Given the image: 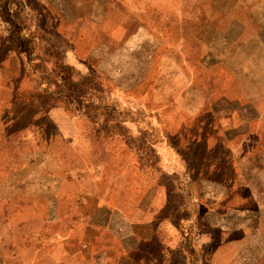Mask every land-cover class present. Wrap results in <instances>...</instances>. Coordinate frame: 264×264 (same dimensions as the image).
<instances>
[{"label":"rangeland","instance_id":"1","mask_svg":"<svg viewBox=\"0 0 264 264\" xmlns=\"http://www.w3.org/2000/svg\"><path fill=\"white\" fill-rule=\"evenodd\" d=\"M263 90L264 0H0V107L19 117L0 118V264H189L184 252L129 251L123 242L136 241L123 236L124 220L109 218L97 196L122 204L134 159L126 146L153 163L162 132L204 140L220 130L213 113L228 110L227 98L239 122V106L252 116ZM245 127L263 134L255 157L264 161V121ZM207 139L200 148L215 145ZM217 149L187 157L223 164ZM203 221L195 230H208ZM248 221L264 230V218ZM259 234L248 248L243 236L244 257L256 253L244 264H264ZM207 257L195 264H239Z\"/></svg>","mask_w":264,"mask_h":264},{"label":"crops","instance_id":"2","mask_svg":"<svg viewBox=\"0 0 264 264\" xmlns=\"http://www.w3.org/2000/svg\"><path fill=\"white\" fill-rule=\"evenodd\" d=\"M234 21L239 25V21ZM223 56L224 54H221L220 60L225 61L223 63L227 71L239 74L237 70L239 66H230L229 56L227 55L226 59ZM242 96L247 97L244 93ZM257 98L258 100L254 99L251 102L250 108L254 110L252 116L245 114L243 105L239 106L240 118L243 117L239 122L233 121V117L238 114V104L235 102L233 106L234 101L230 98L226 99L228 110L214 111L213 115L217 118H213V121L220 130L211 129L207 133L206 137L216 138L215 145L212 147L208 146L204 149L199 147L200 143L205 144L208 141L206 137L203 140L200 134H185L181 131L170 134L164 131L161 135L163 137H160L161 140L156 145L154 162L149 163L143 160L141 152L131 145L126 146L130 153L129 159L132 157L134 159L125 168L127 178L122 185V204L113 206L108 199L100 196H97V204L98 208L110 212L109 218L124 220L120 224L121 229L125 231L123 236L136 241L123 242L129 251L148 252L159 249L184 252L187 253L189 264L191 262L195 264L197 258L205 257V255L208 256L205 260L216 261L217 256L218 260L223 262L239 259V264H244L245 259L250 261L255 257L256 253L244 257L243 236L248 235L245 240L249 243L248 248L256 244V229L259 236L263 234L259 232H264L262 226L259 228L256 226L254 231L246 226L250 225L249 219L264 218V177L254 179L248 176L249 172L257 176L264 171V161L255 157L260 154L257 146L263 134L245 130L246 124L261 119L264 121V109H261L258 104L264 99V90ZM0 118L19 117L18 114L14 115L13 110L0 107ZM183 135L187 141L178 142ZM1 140L3 137L0 132V145ZM216 149L224 151L226 155L223 164H220L218 160L207 158H205L206 164H196L187 157L193 153L197 158L201 156L198 153ZM154 176L155 179H153ZM117 186L116 183L115 189L118 190ZM238 188L239 193L244 190L250 193L249 196L242 194L239 202ZM110 193L119 197L118 191ZM181 194L188 196L187 204L184 206L178 202V196ZM245 197L246 201L256 205V209L244 205ZM184 212L187 214L184 215ZM216 217L222 220L218 221ZM212 218L215 220L212 221ZM202 219L204 224L201 228L207 224L208 230L204 228L201 231L195 230ZM180 221H187L188 225H184L185 228H183ZM233 221L234 227L231 226L232 223L228 224ZM213 226L214 229H212ZM198 231L203 234V241H198L196 237ZM184 234L190 235L189 239L188 237L186 239L187 242H185ZM153 238L158 241L155 249L148 244ZM238 242L239 250L232 248ZM261 247L264 248V244ZM130 258L132 259V256ZM139 262L143 263L142 258H139Z\"/></svg>","mask_w":264,"mask_h":264}]
</instances>
